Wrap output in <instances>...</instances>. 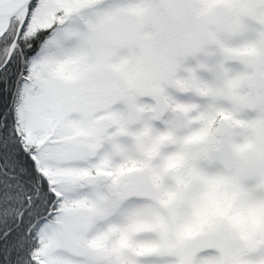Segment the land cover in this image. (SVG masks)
<instances>
[{"label": "snow or ice", "instance_id": "6c2138e0", "mask_svg": "<svg viewBox=\"0 0 264 264\" xmlns=\"http://www.w3.org/2000/svg\"><path fill=\"white\" fill-rule=\"evenodd\" d=\"M0 264H264V0H0Z\"/></svg>", "mask_w": 264, "mask_h": 264}]
</instances>
